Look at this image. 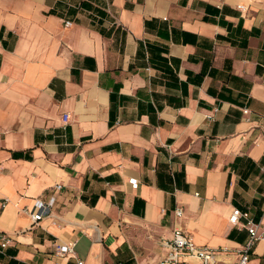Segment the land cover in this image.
<instances>
[{
  "label": "crops",
  "instance_id": "0c3cea01",
  "mask_svg": "<svg viewBox=\"0 0 264 264\" xmlns=\"http://www.w3.org/2000/svg\"><path fill=\"white\" fill-rule=\"evenodd\" d=\"M234 207L264 211V0H0V264H158L175 223L232 260Z\"/></svg>",
  "mask_w": 264,
  "mask_h": 264
},
{
  "label": "built area",
  "instance_id": "2783aa9c",
  "mask_svg": "<svg viewBox=\"0 0 264 264\" xmlns=\"http://www.w3.org/2000/svg\"><path fill=\"white\" fill-rule=\"evenodd\" d=\"M71 21H66L65 25L69 27ZM247 113L249 110L244 109ZM212 118V115H208ZM69 114H64V121L67 122ZM137 186V182H133ZM57 189L62 188V184L56 185ZM55 203V198H51L45 202L38 200L32 210H29L32 222L35 224L42 220L45 216L51 214L52 207ZM7 200L2 202L5 207ZM177 218L182 217L183 211L177 208L175 211ZM230 222L233 226L240 230L246 229L248 231V238L245 244L238 250L239 256L235 259L228 260L227 256L230 254V248L221 247L219 249L212 248L207 245H197L193 237L186 232L178 223H175L172 236L163 240L162 244L167 250L166 255L161 258L158 264H249L250 256L255 244L264 240V211L262 216L256 220L253 218L249 210H243L234 207L230 214ZM13 241V237L3 230H0V250L6 249ZM76 241L67 243H58L54 254L57 261L54 264H62V260L75 257L76 264H85L83 259L75 256Z\"/></svg>",
  "mask_w": 264,
  "mask_h": 264
},
{
  "label": "trees",
  "instance_id": "16d2710c",
  "mask_svg": "<svg viewBox=\"0 0 264 264\" xmlns=\"http://www.w3.org/2000/svg\"><path fill=\"white\" fill-rule=\"evenodd\" d=\"M246 210V209H245Z\"/></svg>",
  "mask_w": 264,
  "mask_h": 264
}]
</instances>
